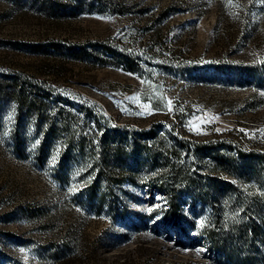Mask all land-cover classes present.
I'll return each mask as SVG.
<instances>
[{
	"label": "rangeland",
	"instance_id": "obj_1",
	"mask_svg": "<svg viewBox=\"0 0 264 264\" xmlns=\"http://www.w3.org/2000/svg\"><path fill=\"white\" fill-rule=\"evenodd\" d=\"M80 1L0 0V76L85 99L112 123L264 148L261 0H124V13ZM15 123L0 100V264H44L48 244L73 235L74 252L48 264H234L162 226L158 189L123 180L116 203L128 210H98L85 165L56 174V144L37 161L40 136L25 120L18 155Z\"/></svg>",
	"mask_w": 264,
	"mask_h": 264
},
{
	"label": "trees",
	"instance_id": "obj_2",
	"mask_svg": "<svg viewBox=\"0 0 264 264\" xmlns=\"http://www.w3.org/2000/svg\"><path fill=\"white\" fill-rule=\"evenodd\" d=\"M88 2L98 11L127 9L124 0ZM0 100L15 108L11 137L16 153L22 155L25 148L19 126L25 120L40 136L37 161L56 144V174L75 159L85 165L84 178H91H83L84 186L88 196L97 195L98 210H128L116 203L114 189L123 180L158 189L165 195L157 207L162 226H172L180 236L234 264H264V252L255 247L264 244V148L244 147L224 137L195 140L155 125L112 123L92 102L15 75L0 76ZM77 241L73 235L60 240L61 245L49 243L44 264L69 257Z\"/></svg>",
	"mask_w": 264,
	"mask_h": 264
},
{
	"label": "snow or ice",
	"instance_id": "obj_3",
	"mask_svg": "<svg viewBox=\"0 0 264 264\" xmlns=\"http://www.w3.org/2000/svg\"><path fill=\"white\" fill-rule=\"evenodd\" d=\"M224 2H225V4H226V6H235V7H239L238 4H233V0H224ZM261 3H264V0H261ZM260 63H264V60H261ZM170 104H171V102L169 101V110H171V108H170ZM144 107L147 108L148 106L145 105ZM149 211H151V209H149ZM200 223H201V226H202V225H203V221H201ZM21 251L23 252V251H25V250H24V249H21ZM200 251H201V250H197V255L200 254Z\"/></svg>",
	"mask_w": 264,
	"mask_h": 264
}]
</instances>
